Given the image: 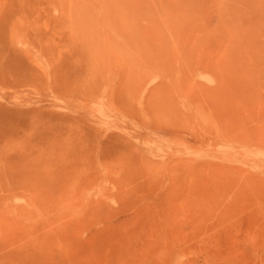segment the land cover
Listing matches in <instances>:
<instances>
[{
  "label": "rangeland",
  "instance_id": "1",
  "mask_svg": "<svg viewBox=\"0 0 264 264\" xmlns=\"http://www.w3.org/2000/svg\"><path fill=\"white\" fill-rule=\"evenodd\" d=\"M0 264H264V0H0Z\"/></svg>",
  "mask_w": 264,
  "mask_h": 264
}]
</instances>
